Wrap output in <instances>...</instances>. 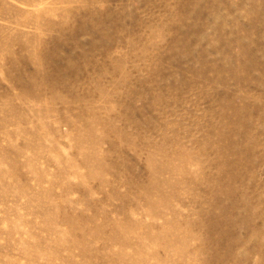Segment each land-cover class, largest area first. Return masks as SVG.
Segmentation results:
<instances>
[{"label": "rangeland", "instance_id": "1", "mask_svg": "<svg viewBox=\"0 0 264 264\" xmlns=\"http://www.w3.org/2000/svg\"><path fill=\"white\" fill-rule=\"evenodd\" d=\"M0 264H264V0H0Z\"/></svg>", "mask_w": 264, "mask_h": 264}]
</instances>
